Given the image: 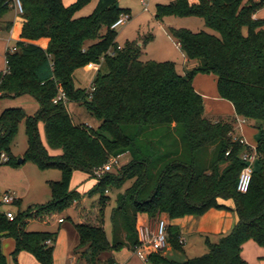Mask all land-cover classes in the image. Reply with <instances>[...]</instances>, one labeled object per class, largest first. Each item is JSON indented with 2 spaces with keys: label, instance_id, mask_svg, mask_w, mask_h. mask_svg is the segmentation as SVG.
Here are the masks:
<instances>
[{
  "label": "trees",
  "instance_id": "obj_1",
  "mask_svg": "<svg viewBox=\"0 0 264 264\" xmlns=\"http://www.w3.org/2000/svg\"><path fill=\"white\" fill-rule=\"evenodd\" d=\"M11 1L0 0V23ZM90 1L64 6L62 0H19L23 24L13 46L16 51L6 54L8 73L0 75V99L30 96L39 110L33 116L22 109L0 114V156L8 158L0 165L17 164L10 149L18 125L24 122L27 150L22 163L29 161L42 171L57 169L61 179L49 182L51 199L45 205L20 211V202L15 201L12 205L18 211L13 221L0 213V239L15 243L12 261L25 252L39 264H53L57 234L28 232L27 226L50 223L73 206L79 215L73 224L79 261L114 264L111 253L136 246L139 216L164 217L167 223L200 217L223 208L217 203L221 199L234 202L238 221L216 242L205 241L207 253L184 258L179 230L168 225L167 245L173 256L153 254L149 261L246 264L241 256L245 243L252 241L264 250V19L253 18L263 1L175 0L157 5V19L197 17L218 34L169 29L185 58L197 63L185 75L170 62H142L136 43L118 47L111 27L120 16L129 15L118 0H98L90 16L76 18ZM40 40L48 41L45 49L35 44ZM89 65H101L105 72L98 70L89 91L77 89L74 74ZM197 75L214 76L218 97L232 105L235 116L258 125V159L245 194L236 186L245 167L241 155L250 148L233 137L234 121L211 122L204 116L203 99L193 88ZM61 92L65 101L54 104ZM68 103L83 106L100 126L95 130L73 124ZM39 123L47 147L40 141ZM125 155L130 160L116 174L96 176L109 160ZM75 172L94 181L84 195L70 190ZM109 191L117 193L110 239L104 231ZM85 195L98 197L93 214L82 206ZM0 264H7L1 253Z\"/></svg>",
  "mask_w": 264,
  "mask_h": 264
},
{
  "label": "rangeland",
  "instance_id": "obj_2",
  "mask_svg": "<svg viewBox=\"0 0 264 264\" xmlns=\"http://www.w3.org/2000/svg\"><path fill=\"white\" fill-rule=\"evenodd\" d=\"M141 1L142 0H118V6L121 9L128 11L129 19L122 26L116 29V44L121 48L128 43H136L141 47L140 49L142 52L140 55V60L142 62H170L175 65V69L180 75H185L187 72L193 69L197 63L196 61H186L187 59L185 58L181 49L177 46L176 41L170 36L169 29H185L192 33L205 32L216 37H218V34L207 28L204 25L202 19L197 17L181 18L176 16H164L160 19H157L156 6L168 4L170 0H150L147 3L146 10H144ZM188 1L190 4L197 2V0ZM255 1H263L262 7L255 14L258 19L262 20L264 19V0ZM96 3L97 0H91L75 15V17L79 18L90 16L95 9ZM13 10L10 9L8 11L4 17V21H14V14L16 11L14 12ZM8 37L11 38L9 34H6V32L0 30V72H2L5 68V46L12 48L16 43V38H11L7 41ZM98 70L102 71L103 73L105 72V68L101 65L87 66L77 70L74 74V86L77 89L89 91ZM211 87L213 90V85ZM7 109H22L25 111L27 116H33L39 110V104L30 96H22L19 98L6 97L0 99V114ZM67 109L71 114L72 121L75 123V125H90L89 127L95 130L100 126V122L91 117L80 104L68 103ZM209 110L211 114H209L208 120L211 122H215L221 115L223 117H229L225 118V120L232 119V117H234L233 109H230L227 113L225 110H216L212 105H208L207 111ZM37 128L41 143L43 146L47 147L43 125L39 123ZM233 129L235 133L239 132V134L242 135L244 142L246 141L245 143L251 146L252 149L256 148L257 136L259 134L258 125L256 123L248 121L242 122L241 119L236 118L233 123ZM262 129L264 130V125ZM26 150L27 138L25 135L24 122H21L17 127V133L10 149V153L17 164L15 166L9 164L0 165V201L4 194H14L20 200V211H25L30 206H41L48 203L51 199V192L48 185L49 182H58L61 179V174L57 169H48L42 171L29 161L19 164L18 161L23 160ZM129 160L130 158L127 155L118 158L117 165L111 168L109 173L116 174L118 169L126 165ZM93 184L94 181L88 179L87 175L80 172H75L72 176L70 190H74L79 194L84 195L88 190H90ZM129 185L130 184L127 183L123 187V190L129 187ZM108 194L110 195V199L104 211V231L108 239H110L112 230L110 216L112 208L115 206L114 201L117 193L109 191ZM97 200V196L92 198H89L86 195L83 196L82 206L87 210L86 213H94L93 209L98 208L94 204ZM3 211H12L14 214H16L18 208L13 205H0V212ZM60 216L66 218L65 223L60 226V229L68 230L70 240L71 231H74L76 235V232L73 228V224L77 222L76 212L74 209H72V207H70ZM49 225L52 226V229L57 230L58 225L56 222H54V220L51 221ZM40 227L41 226L37 223H31L27 231L39 232L38 230ZM185 247L186 246H184V248ZM185 253L188 258L204 255L207 253L205 240L200 239L199 242L194 244L190 251L185 249ZM183 255L185 254H182V256ZM138 260L141 261L140 259Z\"/></svg>",
  "mask_w": 264,
  "mask_h": 264
},
{
  "label": "crops",
  "instance_id": "obj_3",
  "mask_svg": "<svg viewBox=\"0 0 264 264\" xmlns=\"http://www.w3.org/2000/svg\"><path fill=\"white\" fill-rule=\"evenodd\" d=\"M75 0H62L64 6H69L74 3ZM98 1V0H97ZM13 10V8H10ZM15 12V10H13ZM14 21L6 20L4 18L0 23V30L9 34L11 38H16L19 40L21 28L23 24V20L15 12ZM255 19H258L256 15L254 16ZM9 28V29H7ZM8 37L7 41L11 39ZM39 47L45 49L47 47L48 41L47 40H40L36 42ZM178 46V45H177ZM9 48L5 46L4 50ZM188 61V60H186ZM196 67V65L194 66ZM193 67V68H194ZM211 84V85H210ZM213 85V90L212 86ZM193 88L197 94H199L203 99V106H204V116L208 119L210 110L207 111V106L212 105L214 109L218 110H225L228 111L233 109L232 105L222 100L218 97L216 92V79L211 75H197L193 80ZM68 111V109H67ZM234 112V110H233ZM70 115L71 119L72 116ZM222 115L218 117L215 122L219 121H226ZM237 117H232V119H228L229 121H234ZM234 119V120H233ZM73 122V121H72ZM247 122V121H246ZM73 124H75L73 122ZM90 126V125H88ZM233 137L243 140L242 135L234 132L233 129ZM258 139V136H257ZM244 141V140H243ZM246 142V141H245ZM248 147L251 148L248 144ZM84 193V192H83ZM16 201L20 200L12 194ZM217 203L222 206L221 209H211L207 211L200 217H193L187 216L180 219L168 221V225L176 226L180 233V241H182L183 245V257L190 259L187 257L185 253V249L190 251L196 242H199L200 239H204L205 241L208 240L209 242H216L221 236L227 235L234 225L237 223L238 218L235 212V205L232 200H217ZM0 205H2L0 203ZM75 210V206L72 207ZM87 211V210H86ZM12 212V211H7ZM76 212L77 222L79 220V215ZM0 213H6L5 211ZM13 213V212H12ZM14 214V213H13ZM64 217L60 215L55 216L52 221L57 223L58 227L57 230L52 229V226L49 225L50 223H42V222H31L37 223L40 225L39 232H47V233H56V241L54 243V251H53V264H84L83 262L79 261L78 256L75 254V248L77 246V237L74 231H71V238L69 240V232L66 229H60V226L65 223ZM63 220L62 222H59ZM140 222H145L148 218L145 215H141L138 217ZM30 223V224H31ZM29 224V225H30ZM27 226V230L28 227ZM184 246H186L184 248ZM15 243L14 240L11 238L3 237L0 239V253L6 257L7 264H39L31 255L25 252H21L16 257V263L12 261L11 254L14 250ZM163 256L172 257L173 252L171 251L170 247L168 246L167 249L161 253ZM241 256L246 264H264V250L258 247L254 242L249 241L245 243L242 247ZM110 257L112 258L114 264H143L139 261L132 253V250L128 248H124L118 252L111 253ZM174 257L177 256L174 254Z\"/></svg>",
  "mask_w": 264,
  "mask_h": 264
},
{
  "label": "built area",
  "instance_id": "obj_4",
  "mask_svg": "<svg viewBox=\"0 0 264 264\" xmlns=\"http://www.w3.org/2000/svg\"><path fill=\"white\" fill-rule=\"evenodd\" d=\"M149 1L150 0L141 1L144 10L147 9V3ZM170 1H175V0H170ZM11 7L16 11L18 15L22 14V7L19 0H12L10 4V8ZM127 20H128L127 16L124 15L120 16V18L112 25L111 29L116 30L118 27L122 26ZM15 51L16 49L14 47L5 49V57H4L5 68L2 72H0L1 76H4L5 74L8 73L6 54L14 53ZM59 101H65V95L62 92L58 95V97L55 100H53V103L56 104ZM242 122L245 121L242 120ZM240 143L246 145V143L243 140H240ZM257 159H258V155L255 149L252 148H250L249 151H246L241 155V160L245 164V167L242 169L238 178V182L236 186L237 192L241 194H245L248 191L249 184L251 181L253 165L255 164ZM7 160L8 158L4 154L0 156V161L2 163L6 162ZM116 165H117V159H111L102 169L96 171L95 174L97 177H100V175L104 173H108L111 170V168H113ZM15 201H16L15 197L11 193H7L1 197L0 203L2 205H12ZM3 214L9 221L14 220L15 215L12 212H6ZM62 221L63 220H60L59 222ZM167 227H168V223L164 217H157L154 220H147L145 222H140L138 220L136 224L137 244L132 249L133 255L138 259H140L144 264H152L149 261V256L153 254H161L168 247ZM180 243L182 244V241H180ZM46 244L51 245L52 241L47 240Z\"/></svg>",
  "mask_w": 264,
  "mask_h": 264
},
{
  "label": "water",
  "instance_id": "obj_5",
  "mask_svg": "<svg viewBox=\"0 0 264 264\" xmlns=\"http://www.w3.org/2000/svg\"><path fill=\"white\" fill-rule=\"evenodd\" d=\"M18 163L21 164L22 163V160H19Z\"/></svg>",
  "mask_w": 264,
  "mask_h": 264
}]
</instances>
